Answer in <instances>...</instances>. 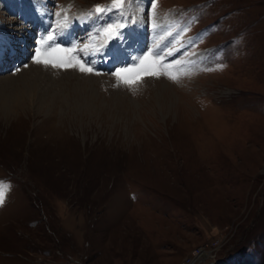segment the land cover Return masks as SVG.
Wrapping results in <instances>:
<instances>
[{
	"label": "rangeland",
	"instance_id": "rangeland-1",
	"mask_svg": "<svg viewBox=\"0 0 264 264\" xmlns=\"http://www.w3.org/2000/svg\"><path fill=\"white\" fill-rule=\"evenodd\" d=\"M112 2L0 0V264H264V0Z\"/></svg>",
	"mask_w": 264,
	"mask_h": 264
},
{
	"label": "snow or ice",
	"instance_id": "snow-or-ice-1",
	"mask_svg": "<svg viewBox=\"0 0 264 264\" xmlns=\"http://www.w3.org/2000/svg\"><path fill=\"white\" fill-rule=\"evenodd\" d=\"M127 2L131 3L132 0H127ZM124 3H125V0H113L112 5L110 6V8L106 9V8H102L100 6H97V8L95 9V12L97 14H99V13H102V12L109 11V10H111V8H122ZM153 7H155V5H153ZM118 27H120V26H118V25H110L109 28H106L103 31L105 33H109L111 31L113 34H115L116 30L118 29ZM52 39H53V36L50 34L48 36V40H52ZM56 51H63V50L53 49L52 52H44V53H42L41 50L38 48L36 50V54L34 55L33 62L37 63V64L43 63L46 66L51 64L53 67H61V68L75 67L76 66V65H74L72 63H63V62H60V61H58L56 59L49 58L52 55V53H54ZM3 54H4L3 50H2V48H0V58H2ZM87 63L91 64L92 61H88ZM18 70L19 69H15L14 71H18ZM79 70L80 71L91 72L92 68L91 67H87L85 63H80L79 64ZM135 70L136 69H125L124 71L125 72H131V71H135ZM148 74L159 75L160 71H155V72L148 73ZM117 75H118V78H120V74H117ZM169 75H171V74L169 73ZM171 78L175 79L176 77L172 76ZM123 82L124 83H131V81H129L127 79H124ZM9 188H10V185L4 183L3 181H0V204H3L5 193L8 191Z\"/></svg>",
	"mask_w": 264,
	"mask_h": 264
},
{
	"label": "bare ground",
	"instance_id": "bare-ground-1",
	"mask_svg": "<svg viewBox=\"0 0 264 264\" xmlns=\"http://www.w3.org/2000/svg\"><path fill=\"white\" fill-rule=\"evenodd\" d=\"M49 1H50V0H49ZM32 8H33V7H32ZM135 9H136V8H135ZM35 14H36V13H35ZM136 14H138V13H137V10H134V13H133V15H135L134 19H137V16H138V15H136ZM139 16H140V14H139ZM117 18H118V15H117ZM118 19L120 20V17H119ZM141 19H142V18H141ZM141 19H140V20H141ZM137 20H138V19H137ZM35 23H36V22H35ZM128 24L130 25L129 22H128ZM140 26H141V32H142V34H141L140 37H141V41H142V40H143V39H142V38H143V33H144V30H143V29H144V26H143V23H142V22H141V25H140ZM33 29H34V27H33ZM17 32L19 33V35H21V33L24 35V33H23L22 31H19V30H18ZM4 35H5V34H4ZM30 35H31V34H30ZM1 37L3 38V39H2V40H3L2 42L4 43V45L1 46V48H2V47L5 48V46H7L6 43H7V41H8V40H5L7 37H5V36H1ZM19 37H21V38L19 39V41H15V42H13V43H9L10 45L8 44L9 47H11V50H12L13 52H15V53L18 52L19 48H22V47L20 46V44H22L23 41H24V40H23V39H24L23 36H19ZM133 40H135V39H133ZM11 41H14V40H13V39H12V40L9 39V42H11ZM128 41H129V40H128ZM129 42H131V41H129ZM127 43H128V42H127ZM15 44H16V46H15ZM18 47H19V48H18ZM13 49H15V50H13ZM5 54H6V53H4V55H5ZM4 55H3V57H2L1 59L6 58V56H4ZM201 55H202V54H201ZM199 56H200V55H199ZM1 59H0V60H1ZM0 65H1V63H0ZM2 68H3V66H0V70H1ZM36 72H37V71H36ZM33 75H34V74H33ZM40 76H41V75H40ZM34 77H35V76H34ZM41 77H43V76H41ZM37 79H38V78H37ZM40 80H42V79L40 78ZM38 81H39V80H38ZM38 81H37V82H38ZM43 81H44V80H43ZM34 85H35V84H34ZM33 90H34V89H33ZM40 90H41V89H40ZM39 94H40V93H39ZM37 95H38V93H37ZM43 95H44V94H43ZM40 96H41V95H40ZM40 108H41V107H40Z\"/></svg>",
	"mask_w": 264,
	"mask_h": 264
}]
</instances>
